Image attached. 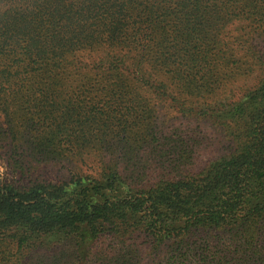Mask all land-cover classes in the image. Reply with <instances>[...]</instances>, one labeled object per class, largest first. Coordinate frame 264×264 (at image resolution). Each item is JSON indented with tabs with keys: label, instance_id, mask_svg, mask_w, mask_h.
<instances>
[{
	"label": "rangeland",
	"instance_id": "rangeland-1",
	"mask_svg": "<svg viewBox=\"0 0 264 264\" xmlns=\"http://www.w3.org/2000/svg\"><path fill=\"white\" fill-rule=\"evenodd\" d=\"M263 69L264 0H0V180L88 183L114 167L137 189L158 179L159 161L168 177L197 174L234 150L222 112ZM221 233L195 234L189 264L202 251L264 264V241ZM56 238L25 264L166 262L145 234L120 245L119 261L106 235L79 250ZM10 248L0 257L15 261Z\"/></svg>",
	"mask_w": 264,
	"mask_h": 264
},
{
	"label": "trees",
	"instance_id": "trees-1",
	"mask_svg": "<svg viewBox=\"0 0 264 264\" xmlns=\"http://www.w3.org/2000/svg\"><path fill=\"white\" fill-rule=\"evenodd\" d=\"M4 84L0 80V93ZM222 114L234 150L197 174L168 177L170 165L159 161L158 179L137 189L114 167L88 183L83 178L28 185L0 180V247L9 254L13 249L7 247L17 248L11 253L15 261L4 255L0 264H25L30 247L48 245L51 236L58 248L79 250L106 235L119 243L111 258L119 261L120 245L145 234L165 264H189L196 257L195 234L207 240L224 230L251 244L255 228L264 229L259 227L264 225V69L262 81ZM198 256L203 264H216L203 251Z\"/></svg>",
	"mask_w": 264,
	"mask_h": 264
}]
</instances>
